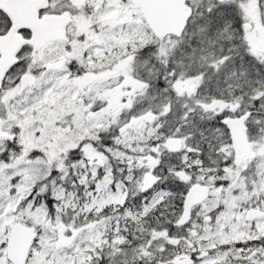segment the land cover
Listing matches in <instances>:
<instances>
[{"label": "snow or ice", "instance_id": "1", "mask_svg": "<svg viewBox=\"0 0 264 264\" xmlns=\"http://www.w3.org/2000/svg\"><path fill=\"white\" fill-rule=\"evenodd\" d=\"M0 264H264V0H0Z\"/></svg>", "mask_w": 264, "mask_h": 264}]
</instances>
